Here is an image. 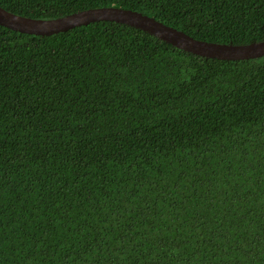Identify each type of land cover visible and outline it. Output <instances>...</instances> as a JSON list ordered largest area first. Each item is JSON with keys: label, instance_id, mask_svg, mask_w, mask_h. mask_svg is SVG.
<instances>
[{"label": "trees", "instance_id": "obj_1", "mask_svg": "<svg viewBox=\"0 0 264 264\" xmlns=\"http://www.w3.org/2000/svg\"><path fill=\"white\" fill-rule=\"evenodd\" d=\"M34 20L124 8L264 41V0H0ZM0 264H264V57L97 22L0 26Z\"/></svg>", "mask_w": 264, "mask_h": 264}, {"label": "water", "instance_id": "obj_2", "mask_svg": "<svg viewBox=\"0 0 264 264\" xmlns=\"http://www.w3.org/2000/svg\"><path fill=\"white\" fill-rule=\"evenodd\" d=\"M97 22H115L132 26L146 31L178 49L205 58L243 61L264 57V41L249 45H227L199 41L145 14L124 8H96L65 18L46 21L20 17L0 7V26L34 36H53Z\"/></svg>", "mask_w": 264, "mask_h": 264}]
</instances>
